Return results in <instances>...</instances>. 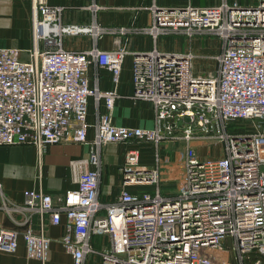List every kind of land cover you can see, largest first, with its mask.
<instances>
[{"label":"built area","instance_id":"2783aa9c","mask_svg":"<svg viewBox=\"0 0 264 264\" xmlns=\"http://www.w3.org/2000/svg\"><path fill=\"white\" fill-rule=\"evenodd\" d=\"M147 8L150 22L142 30L155 38L215 36L214 67L196 69L190 46L129 51L118 36L108 49L67 48L66 34H124L128 28L64 23L63 6L48 0H31L28 59L18 48L0 46V144H32L40 162L48 144L90 143L88 155L69 159L75 186L64 192L27 188L18 203L3 195L0 182V209L9 217L23 209L38 215V226L29 222L22 231L0 221L1 251H15L20 235L27 256L44 264L50 244L45 228L52 223L64 227L60 241L72 264L88 258L97 264H264V0L172 8L153 2ZM127 54L130 97L150 104L152 126L112 120ZM91 65L107 69L114 86L91 85ZM89 97L97 107L93 122L87 120ZM102 100L105 110L99 111ZM108 142L126 150L118 192L102 201L101 152ZM143 143L154 151L150 165L139 160ZM172 144L174 157L167 151ZM199 145L209 154L198 152ZM94 234L106 235L108 244L93 246Z\"/></svg>","mask_w":264,"mask_h":264},{"label":"crops","instance_id":"0c3cea01","mask_svg":"<svg viewBox=\"0 0 264 264\" xmlns=\"http://www.w3.org/2000/svg\"><path fill=\"white\" fill-rule=\"evenodd\" d=\"M51 4L63 6L62 21L81 25L95 24L102 27L128 28L124 34L119 32H105L93 36L88 32H77L66 34L62 38L65 47L82 50L96 44L101 49L111 48L116 36L122 41H127L129 51L149 50L153 47L159 49L185 50L192 42L186 39L183 34L168 33L160 34L155 38L150 33L142 30L149 24L148 6L151 3L158 6H182L188 2L193 4H212L219 0H48ZM92 3L99 7L94 10ZM163 37H166L163 39ZM197 50L201 56L215 54L218 50L208 52L206 47H201L202 37L194 38ZM33 39L31 34V0H0V46L14 47L19 49V57L28 59V50L32 48ZM44 45L43 40L39 41V47ZM193 50V49H192ZM195 51V53H198ZM198 55V54H197ZM199 56V55H198ZM130 54H127L122 66L120 80L117 84L119 96L114 101L112 120L116 124L125 125H153V111L150 104L142 100H133L130 95L133 91V84L130 78ZM202 68V67H201ZM88 78L91 85L97 83L101 89L112 88L110 72L101 68L96 71L93 65L88 70ZM99 111H104L103 100L98 105ZM97 107L92 97L88 99L87 120L93 122L96 117ZM88 137L93 135V127L90 126L87 132ZM173 145V144H172ZM150 145H142V163L150 165L153 161L146 162ZM176 147H174L175 150ZM90 150L89 142H78L64 140L48 144L41 154V161L38 162L37 150L29 143L0 144V182L3 195L14 202L22 203L24 190L27 188L40 187L43 191L50 193H61L67 188H72L75 183L72 181L69 168V159L88 155ZM126 146L117 142H108L102 146L103 171L100 181L99 199L108 201L115 197L118 192V166L123 162ZM206 150V149H205ZM173 151V150H172ZM203 151V150H202ZM200 151V153H203ZM174 152V151H173ZM169 153L171 156L175 155ZM173 154V155H172ZM174 157V156H173ZM171 157V158H173ZM149 158V157H148ZM12 219L6 212L0 209V221L6 228H16L22 231L27 223L34 227L38 226V215L23 209L15 212ZM64 231L62 224L47 223L45 233L50 238L49 254L44 264H72L71 255L64 249L60 237ZM93 246L100 248L108 244L106 235L94 234L92 236ZM97 264V259L88 258L85 264ZM0 264H42L40 260L28 257L23 238L18 236V245L15 251L6 252L0 250Z\"/></svg>","mask_w":264,"mask_h":264},{"label":"rangeland","instance_id":"374dc122","mask_svg":"<svg viewBox=\"0 0 264 264\" xmlns=\"http://www.w3.org/2000/svg\"><path fill=\"white\" fill-rule=\"evenodd\" d=\"M199 2H207V0H198ZM243 2H244V0H243ZM156 5H158V4H156ZM149 25V24H148ZM148 25H146V26H148ZM160 35H158V39L160 40ZM166 37H163V39H165ZM216 41V37L215 36H213V35H204V36H202V40L200 41V43H201V47H206L207 48V51H206V53H208V52H214L215 50H216V44L215 43H213V42H215ZM197 42L195 41V39H193V42H192V49H193V51L195 52V51H202V52H205L204 51V49H199V50H197ZM196 54H198L196 57H195V59H194V62H195V66H197L196 67V69H198V70H203L202 72H204V71H206V70H210V69H212L213 67H214V59H213V55H211V53H210V55L209 56H207V57H205L206 55L205 54H203L204 56H201L202 54H200L199 52L198 53H196ZM201 67H202V69H201ZM171 146V148L169 149V150H167L169 153H172L173 151V149H174V147H176L177 145H170ZM197 149H198V152H200V151H202L203 152V154L204 155H208L209 154V152L207 151V150H205V145H199L198 147H197ZM174 186L173 185H170V188H173ZM168 188V185L167 184H165V183H161V189H162V192H165V190ZM93 264H94V262H93Z\"/></svg>","mask_w":264,"mask_h":264},{"label":"trees","instance_id":"16d2710c","mask_svg":"<svg viewBox=\"0 0 264 264\" xmlns=\"http://www.w3.org/2000/svg\"><path fill=\"white\" fill-rule=\"evenodd\" d=\"M144 144H146V143H143L142 145H144ZM147 144L150 145V143H147ZM142 145H141V151H140V154H139V160H140V162L144 161V159H143V152H144V150H142L143 149L142 148ZM147 154H148V157L149 158L147 157L146 162L154 161V151H153L151 145L149 147V150H147ZM139 188L146 189V190H152V185H141V186H139Z\"/></svg>","mask_w":264,"mask_h":264},{"label":"water","instance_id":"95a60500","mask_svg":"<svg viewBox=\"0 0 264 264\" xmlns=\"http://www.w3.org/2000/svg\"><path fill=\"white\" fill-rule=\"evenodd\" d=\"M170 8H172L173 6H169ZM187 117V116H186Z\"/></svg>","mask_w":264,"mask_h":264}]
</instances>
